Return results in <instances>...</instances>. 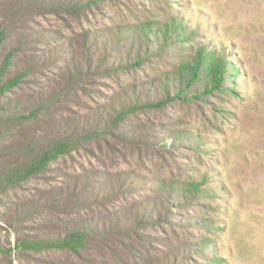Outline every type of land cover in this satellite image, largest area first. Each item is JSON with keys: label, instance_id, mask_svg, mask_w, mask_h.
<instances>
[{"label": "trees", "instance_id": "1", "mask_svg": "<svg viewBox=\"0 0 264 264\" xmlns=\"http://www.w3.org/2000/svg\"><path fill=\"white\" fill-rule=\"evenodd\" d=\"M101 1L0 0V219L14 237L6 248L0 239V254L9 264L28 258L34 264H58L52 250L78 264H198L194 259L208 255L209 241L173 246L167 229L192 225L175 218L172 209L187 207L200 195L196 181L83 168L58 185H36L29 196L19 194L55 171L59 158L91 144L100 148L110 135L169 150L168 136L153 134L158 124L129 120L175 101H201L222 91L230 77L214 52L190 48L194 33L175 16L86 30L37 47L43 39L63 36L30 25L34 16L74 15L82 22L90 3ZM168 5L173 9V3ZM105 78L117 81L119 89L101 104L95 99ZM169 137L172 146L182 141ZM68 213L73 218L61 224L60 215Z\"/></svg>", "mask_w": 264, "mask_h": 264}, {"label": "rangeland", "instance_id": "2", "mask_svg": "<svg viewBox=\"0 0 264 264\" xmlns=\"http://www.w3.org/2000/svg\"><path fill=\"white\" fill-rule=\"evenodd\" d=\"M168 3L174 4L173 9ZM89 8L82 22L74 15L34 16L30 25L63 36L60 40L43 39L37 47L54 46L86 30L175 16L194 33L190 48L214 52L230 77L222 91L201 101H175L162 111L129 120L134 125L148 119L158 124L153 134L168 136L169 150L160 145H131L110 135L100 148L91 144L59 158L53 165L55 171L25 185L19 194L29 196L28 190L36 185H58L66 174L83 168L133 178L196 181L202 188L200 195L191 205L172 209L175 218H187L192 225H170V244L208 240V255L194 257L198 264H264V0H103L91 2ZM162 68L168 69L167 65ZM102 82L101 95L95 99L101 104L107 94L119 89L114 79ZM86 104L95 106L93 99H87ZM173 135L180 136L178 145H171L169 136ZM137 196L142 195L138 192ZM60 218L64 224L73 215L61 214ZM4 227L0 219V239L6 248L14 237ZM153 232L150 234L164 236L162 231ZM50 257L58 264H78L58 250H52ZM33 262L28 258L13 264ZM0 264H9L3 254Z\"/></svg>", "mask_w": 264, "mask_h": 264}]
</instances>
